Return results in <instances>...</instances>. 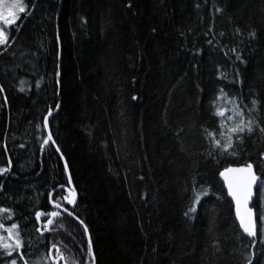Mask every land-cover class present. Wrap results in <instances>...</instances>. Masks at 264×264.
<instances>
[{"label": "trees", "instance_id": "trees-1", "mask_svg": "<svg viewBox=\"0 0 264 264\" xmlns=\"http://www.w3.org/2000/svg\"><path fill=\"white\" fill-rule=\"evenodd\" d=\"M25 9L0 46V168L9 169L0 208L27 226L37 212L58 215L24 242L18 264H51V246L65 264H92L85 229L95 264H248L253 253L264 264V180L253 246L219 177L248 163L264 177V0H26ZM233 99L253 133L221 155L205 129L221 139ZM56 108L48 122L60 155L41 148ZM52 190L71 216L50 206ZM10 260L0 249V264Z\"/></svg>", "mask_w": 264, "mask_h": 264}, {"label": "snow or ice", "instance_id": "snow-or-ice-1", "mask_svg": "<svg viewBox=\"0 0 264 264\" xmlns=\"http://www.w3.org/2000/svg\"><path fill=\"white\" fill-rule=\"evenodd\" d=\"M5 0H0V22H3V24L8 25L9 27H12L15 22L18 13H24L26 11L25 7L20 5V0H14V3L11 4L8 7L4 6ZM7 42V36L5 35V32L3 30H0V45H3ZM235 51V49H233ZM236 59L239 60L240 56L237 53ZM24 81H21V84H23ZM37 86H39V82H37ZM20 91H24L23 87L19 89ZM3 91V88H0V92ZM135 99V97H134ZM225 99V95L223 93V90H221V94L216 97V100ZM233 104V115L227 116V120L230 122H233V126L227 127V132L225 133L224 129L226 125L223 121H221L220 124V136L221 139L217 140L215 138V132L213 131H207L205 129L207 135L206 138H211L212 146L214 149H217L220 151L221 155L228 153V154H234L232 152V149L234 148V145L236 143H242V134L247 132L249 134L253 133V127L252 122H245L244 120V113L242 110H240L239 105L237 104L236 100L233 99L231 101H227ZM253 106H256V101H252ZM214 108H216V111L214 112V116L217 117H224L225 111L222 110L215 103L212 105ZM51 114V113H49ZM236 118H239V121L236 122ZM48 126V117H45V125L44 127L47 128ZM39 127V126H38ZM262 132H264V128L260 129ZM235 136V140L234 137ZM51 141V135H49L45 140L44 144L41 145V148L44 147V145L49 144ZM223 141V142H222ZM57 151L59 149L57 148ZM212 155V153H210ZM264 155V154H262ZM65 170L67 171V165L65 166ZM9 171V169L0 168V175L4 174L5 172ZM221 177L224 178L225 186L227 187V194L232 198V201L235 203V215L236 219L239 222V226L242 229L243 233H245L248 237H255L256 235V224L254 219V211L251 207H249L250 202L255 197L256 193L254 192V188L257 187L262 180H264V177H258L254 170H253V164L248 163L246 166L239 167V168H225L223 171L219 173ZM193 184L197 183L196 178H193ZM71 183V181H69ZM187 191V189L185 190ZM193 191L195 192V189L193 188ZM208 193V189H204L202 192L197 193L195 200L192 203V206L189 208L188 212L185 213V216H189L192 213H195L197 210L196 202L200 201L201 197L206 195ZM51 193H49V196L51 197ZM72 198L69 199L67 196L64 198L65 201L69 204H73L75 202V191L73 190ZM261 195H264V193H261ZM59 207V205H56ZM8 213V218L10 219L12 217V213L10 210L2 209L0 208V213ZM58 213L51 212L49 213V216L56 217ZM69 216H71V213H68ZM37 219L41 217V213H36ZM0 219H3V217H0ZM260 222L264 224V216H260ZM52 223V220L50 219L48 221V224L50 225ZM48 225H45V229H47ZM0 229H4L7 231L8 235L7 237L0 236V249L3 250L4 255L6 257H11L13 251H19L22 246L23 242L20 239V234L18 230V224H11L9 228H5L3 223H0ZM39 232L40 229H37ZM85 233H87V229H85ZM256 241L253 240L252 244L255 246ZM51 251V250H49ZM59 251V250H57ZM88 255L89 257H93L92 252V245L91 241L89 240L88 245ZM21 260L24 259L23 255L19 257ZM248 264H254L255 262V253L249 255L247 257ZM9 264H17L16 259H11L9 261ZM27 264V262H25Z\"/></svg>", "mask_w": 264, "mask_h": 264}, {"label": "water", "instance_id": "water-1", "mask_svg": "<svg viewBox=\"0 0 264 264\" xmlns=\"http://www.w3.org/2000/svg\"><path fill=\"white\" fill-rule=\"evenodd\" d=\"M56 111H57V108H56L53 112H51V114L46 115V116L48 117V121H49V116H50V115H53ZM46 116H45V117H46ZM43 125H45V118H44V121H43ZM44 130H45V132H46L47 137H48L49 135H51V133H50V129H49V122H48V126H47V128L44 127ZM50 143L53 145V147H54L55 150L57 151V146L55 145V143H54V141H53V139H52V136H51V141H50ZM57 152H58V154L60 155L59 151H57ZM61 158H62V156H61ZM62 161H63L64 167H65V166H66V163H65V161H64L63 158H62ZM243 166H246V165H232V166H228V167H226V168H239V167H243ZM224 169H225V168H224ZM224 169H223V170H224ZM223 170H222V171H223ZM253 170H254L255 174H256L258 177H260V176L256 173V171H255V169H254V166H253ZM65 172H66V177H67V180H68V186L65 187L66 194H67L66 196H67L69 199H71V198H72L71 193H72V191L74 190V191H75V202H74L73 204H69V203H67V202L65 201V199H64V204H65V206H67V207H72V206L75 205V203H76V201H77V192H76V190H75V188H74V186H73V184H72V181H71V178H70V174H69L68 168H67V171L65 170ZM219 177H220V180L222 181L223 186H224V189H225V191H226V193H227V187L225 186L224 178L221 177L220 175H219ZM69 181H71V183H69ZM260 184H261V183H260ZM260 184H259V185H260ZM256 188H257V187L254 188V192H255V189H256ZM53 192H54V190H52L50 193L53 194ZM227 196H228V194H227ZM228 198H229V200L232 202L233 210H234V215H235V203H234V201H232V198H231L230 196H228ZM253 200H254V198H253L252 201L250 202L249 207H251V208L253 209V211H254V219H255V224H256V235H255V237H248L245 233H243L242 229H241L240 226H239L241 232H242L247 238H249L250 240H253V239L256 238V236H257V231H258V225H257V214H256V210H255V208L252 206V202H253ZM49 201H50V206H51V207L70 213V212H69L64 206H62V205H60L59 203L55 202V201L52 199V195H51V197L49 196ZM56 205H59V207H57ZM51 218H52V217H51V216H48L47 214L41 216L39 219H37L38 225H40V220H42V219H46V220L42 223L43 226H45V225H49V224H48V221H49ZM235 218H236V215H235ZM236 221H237V223H238V225H239V222H238L237 219H236ZM86 235H87L88 240H90V239H89L88 232L86 233ZM49 250H51V251H48V257H49V260H50L51 263H53V264H65L64 256L61 255V254H59V251H57V250H59L57 246H51V247L49 248ZM53 251H54V253H55L56 256L53 255ZM92 252H93V251H92ZM93 257H94V255H93ZM92 259H93V258H92ZM92 264H95V259L92 260Z\"/></svg>", "mask_w": 264, "mask_h": 264}, {"label": "rangeland", "instance_id": "rangeland-1", "mask_svg": "<svg viewBox=\"0 0 264 264\" xmlns=\"http://www.w3.org/2000/svg\"><path fill=\"white\" fill-rule=\"evenodd\" d=\"M25 1L26 0H20V5L25 7ZM13 3H14V0H5L4 6L8 7L11 4H13ZM21 14L22 13H18L17 14L18 18L16 19V22L18 21V19L21 16ZM12 27H9L8 25L3 24V22H0V30H3L5 32V35L7 36V39L9 38L10 30H11ZM0 217H3V219H0V223H3L5 228H9L11 226V224H13V223L18 224V230H19V234H20V239L22 240L23 244H24V242H27V244L30 245L31 241L32 240H36L39 237L41 232L46 231L45 226L42 225V223L44 222L42 220H40V225H37V226L28 225L27 226V225H23L25 221L13 220L12 219L13 218V214H12V217L10 219L8 218V213L7 212L0 213ZM37 229H40V231L38 232ZM7 235H8L7 231H5L4 229H0V236L7 237ZM21 249L19 251H13L12 252V256L10 257L11 259H16L17 260V264H18V259L21 256ZM51 264H53V263H51Z\"/></svg>", "mask_w": 264, "mask_h": 264}]
</instances>
